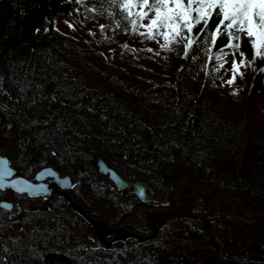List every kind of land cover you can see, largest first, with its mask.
<instances>
[{"label":"trees","instance_id":"1","mask_svg":"<svg viewBox=\"0 0 264 264\" xmlns=\"http://www.w3.org/2000/svg\"><path fill=\"white\" fill-rule=\"evenodd\" d=\"M90 8L104 20L103 31L76 38L56 28L58 16ZM108 12L114 9L107 0H0V154L24 177L46 166L61 175L75 174L77 183L70 195L88 215L144 235L156 225H143L137 215L141 204L130 189H115L97 172L96 157H103L130 181L147 180L159 199L182 178L197 187L242 197L245 207L251 198L264 201V172L257 170L264 157L256 156L252 162L253 176L249 171L220 170L221 164L242 154L245 140L236 113L215 100L218 84L210 70L214 58L209 57L225 47V37L218 36L214 46L209 42L211 53L193 48L187 58L184 49L173 44L171 58L177 62L164 67L120 41L110 52L106 32L125 33L130 25ZM240 51L252 59L250 47L241 44ZM122 197L132 198V204L125 206ZM57 201L48 203L56 208ZM189 204L183 215L204 219L173 217L153 238L142 243L129 239L107 250L95 248L90 239L62 243L56 235L59 225L41 240L36 238L42 233L38 228L24 232L27 219H52L53 210L0 209V228L18 236L0 238V264H158L168 249L164 236L179 224L185 236H201L222 249L206 230V199L195 197ZM241 213L253 216L246 208ZM30 238L38 249L28 246L23 252L31 254L21 259L13 245ZM221 252L227 262L264 264L238 252Z\"/></svg>","mask_w":264,"mask_h":264},{"label":"rangeland","instance_id":"2","mask_svg":"<svg viewBox=\"0 0 264 264\" xmlns=\"http://www.w3.org/2000/svg\"><path fill=\"white\" fill-rule=\"evenodd\" d=\"M145 23L147 22L145 21ZM55 24L62 33H68L77 38L81 33L85 35L95 34L100 30L99 26L104 25V20L96 12L86 9L83 12L74 11L69 15H60L55 19ZM139 31H144V29L141 28L138 32H132L129 29L125 33L107 31L106 34L112 42L110 52L115 51L116 44L120 41L121 44L140 51L143 59L152 57L155 64L166 67L177 62L176 59L171 58L170 51L162 50L159 47V44L163 43L162 39L158 38L159 43L157 40H147L139 35ZM147 49H152V51L149 52ZM233 58L231 54L223 57V60L226 61L223 68H219L221 61L216 59H213L212 65H210V70L216 78V84H218L215 94L217 105L236 113L240 120V135L245 137L242 154L237 153L231 161L221 164L220 170L226 172L240 170L243 173L249 171L248 173L253 176L252 171L256 168H253L252 162L256 160V156L264 157V147L261 148L258 143L263 142L264 145V72L260 71L261 68H264V60L257 59L251 66L241 67L239 72L242 75L237 74L234 82L229 85L226 81L232 78ZM235 59L239 62L241 59L239 53L236 54ZM257 170L259 173H263L264 165ZM195 184V182L179 178L173 183V191L166 197L148 200L145 203L139 202L141 207L137 212L138 219L144 222V226H155L168 215L189 212V202L192 198H204L206 199L204 213L207 222L206 230L222 244L223 248H218L212 242L203 241L201 236H190V234L185 236L183 226L179 224L174 227L176 229L173 228L169 234L164 236L168 249L160 256L158 264H235L224 261L220 255L221 251L238 252L252 240L258 241L264 246L263 200L251 198V204L245 207L242 197L231 193H219L206 186L197 187ZM122 200L125 206H129L133 202L132 198L122 197ZM135 201L138 202L137 199ZM30 204L36 207V209L34 208L36 211L53 210L55 216L49 220L41 217L27 219L23 225L24 232L28 233L30 230L38 228L39 232L42 233H37L36 238L41 240L51 231L57 229L56 226L59 225L61 229L57 231L56 235L62 243L74 239L79 241L89 239L92 231L90 226L73 213L66 203L58 201L56 208L51 209L37 199H32ZM244 208L253 214L251 218L241 213ZM200 217L204 219L202 216ZM116 225L119 226L120 224ZM6 229L0 228L1 239L9 237L8 234H11L15 239L18 238L14 231L10 232ZM23 242V239H20L19 244L13 245V249L21 259H26V255L31 254V251L23 252L25 248L29 246L34 251L38 247L32 245L34 239L30 238L28 242Z\"/></svg>","mask_w":264,"mask_h":264},{"label":"snow or ice","instance_id":"3","mask_svg":"<svg viewBox=\"0 0 264 264\" xmlns=\"http://www.w3.org/2000/svg\"><path fill=\"white\" fill-rule=\"evenodd\" d=\"M107 3L114 9V12L107 13L109 17H121L130 25L132 32L143 28L144 31H139V35L147 40H157L159 43V39H162L163 43L159 44L162 50L172 51L171 45L179 44L184 49L185 58L193 48L199 51L204 47L205 51L211 53V48L206 47L209 42L214 46L218 36L225 37V47L209 58L221 61L219 68H223L226 63L223 57L229 54L234 57L232 78L226 81L229 85L237 74L242 75L239 72L241 67L251 66L257 59L264 60V0H107ZM213 21L214 28H210ZM99 27L101 31L105 29V25ZM194 29H198L195 34ZM241 44L254 50L251 60L240 51ZM124 47L127 48V45ZM225 49L232 51L229 53ZM147 51L151 52L152 49ZM237 53L241 57L239 62L235 59ZM260 71L264 72V68ZM2 175L7 176L9 173L4 172ZM17 183L12 181L10 186L15 187ZM5 187L0 181V190ZM12 207V204L0 202V209Z\"/></svg>","mask_w":264,"mask_h":264},{"label":"water","instance_id":"4","mask_svg":"<svg viewBox=\"0 0 264 264\" xmlns=\"http://www.w3.org/2000/svg\"><path fill=\"white\" fill-rule=\"evenodd\" d=\"M94 162L97 171L105 176L110 184L117 190L131 189L135 198L141 203H145L148 200H157V191L147 180L138 179L130 181L126 179L103 157H96ZM4 172H8L9 175L3 176L2 174ZM0 181L6 185L2 190L10 189L16 194H24L27 197H43L46 199L52 192H55L57 196L65 200L72 212L81 217L90 226L92 232L89 238L93 242L94 247L99 249H111L114 245L129 239H134L137 243L147 241L153 238L157 230L171 217L201 219V217L197 215L175 214L161 220L155 226L151 234L148 235L131 231L124 225H108L102 219L88 215L85 208L71 197L69 190L75 185L74 175H60L58 171L51 166H46L38 169L29 178H26L18 174L11 165L9 158L2 154H0ZM12 181H18L19 183H17L15 187H11ZM0 202L12 204L17 210L20 208L19 202H10L7 200H0ZM12 208L3 210L10 211ZM261 247L262 244L260 242L249 241L247 245L238 252V255H247L249 261L264 263V255L260 252Z\"/></svg>","mask_w":264,"mask_h":264},{"label":"flooded vegetation","instance_id":"5","mask_svg":"<svg viewBox=\"0 0 264 264\" xmlns=\"http://www.w3.org/2000/svg\"><path fill=\"white\" fill-rule=\"evenodd\" d=\"M1 192V197L0 199H4V200H8V201H11V202H19L20 203V208L18 209L19 211L22 210V208L24 209H28V211L34 207L30 204V202L32 201V199H37L39 201H41L42 204H44L45 206H48L50 207V204L48 203V200H53L54 198H57L58 201H61L65 203V200L62 198V197H59L55 194V192H52L46 199H44L43 197H27L26 195L24 194H16L14 193L12 190L10 189H7V190H0ZM60 199V200H59ZM57 201V202H58ZM44 202V203H43ZM39 209V208H37ZM51 209V207H50ZM11 211H15V207L12 208ZM8 212V211H7ZM10 212V211H9ZM77 215V214H76ZM161 221V220H160ZM262 244V243H261ZM217 246V245H216ZM218 247V246H217ZM263 244H262V247L260 249V252L262 253V250H263ZM223 253H230V252H227L226 250H222ZM236 253V252H235ZM232 254V253H230ZM234 254V253H233ZM245 257H247L248 259V256L246 255Z\"/></svg>","mask_w":264,"mask_h":264}]
</instances>
